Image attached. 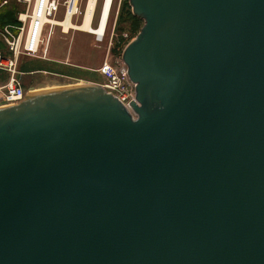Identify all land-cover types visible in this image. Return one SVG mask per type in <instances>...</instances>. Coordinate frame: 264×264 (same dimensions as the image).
<instances>
[{
	"label": "water",
	"instance_id": "1",
	"mask_svg": "<svg viewBox=\"0 0 264 264\" xmlns=\"http://www.w3.org/2000/svg\"><path fill=\"white\" fill-rule=\"evenodd\" d=\"M132 114L102 86L0 107V264H264V0H129Z\"/></svg>",
	"mask_w": 264,
	"mask_h": 264
},
{
	"label": "built area",
	"instance_id": "2",
	"mask_svg": "<svg viewBox=\"0 0 264 264\" xmlns=\"http://www.w3.org/2000/svg\"><path fill=\"white\" fill-rule=\"evenodd\" d=\"M17 1L27 5L25 19L21 20V15L18 16V21L24 25L8 27L0 32L8 48V55L5 56L0 52V72L8 74L7 83L0 87V97L4 104L2 107L17 104L23 99L24 89L17 78V59L19 56L41 57L39 52L42 45H44L43 54L45 53L55 27L48 21L55 19L59 6L64 7V18L69 14L72 19L73 15L77 14L76 0H66L61 4L59 0ZM47 25L49 28L44 39V29ZM120 57L111 61L106 56L99 69L106 79L102 87L132 114L129 104L135 102V88Z\"/></svg>",
	"mask_w": 264,
	"mask_h": 264
},
{
	"label": "rangeland",
	"instance_id": "3",
	"mask_svg": "<svg viewBox=\"0 0 264 264\" xmlns=\"http://www.w3.org/2000/svg\"><path fill=\"white\" fill-rule=\"evenodd\" d=\"M2 1H7L8 5L6 6V9H4V11H10V12H18L20 14H25L26 13V7L25 5H23L22 3L18 2L17 0H2ZM63 1L66 0H59V3L61 4ZM88 0H76V8H77V14L73 15L72 17V23L75 26L80 25L82 17H83V13H84V9L86 6ZM101 2L102 0H97L96 2V10L94 12V18H93V27H95L97 25L98 22V16H99V10H100V6H101ZM100 3V4H99ZM2 11V10H1ZM63 12H64V7L63 6H59L55 20L61 21L63 20ZM18 15L16 14V18H14L15 20L18 18ZM132 11L129 5V0H114L113 1V5H112V9H111V14H110V18H109V22L107 25V29H106V33L105 36L97 39L94 35H90L88 34L86 40L81 39V37L78 36V31L73 29H69L67 32H69V34L67 35H63L61 33L62 28L61 27H57L55 26L53 28V35H52V40L51 42L53 44H60L58 42V37H63V38H72V39H76V41H82L83 44L87 45V43H93V45H95L100 53H101V63L104 62V60L106 59V56H108V58L112 61L116 58H119L117 56H119V54H122L123 48L124 46H127L133 39H135L138 29H141L143 22H135L134 18L132 17ZM15 17V15H14ZM24 24L18 22L16 25H14V27H21ZM49 26L47 25L44 29V36L43 38H46L47 35V31H48ZM64 33V32H63ZM123 40L122 43L120 44V40ZM0 48L4 49L3 47V42L2 39H0ZM27 59L28 57L25 56H20L18 59ZM18 67V65H17ZM17 70V68H16ZM18 72V71H17ZM83 73V72H82ZM82 73H78L75 76L71 75L73 79H63V78H58V77H53V76H48V75H41V76H20L21 74L17 75V78L19 79L24 91L29 90L30 88H42L45 86H52V85H57V84H63V83H75L78 84L79 80L80 81H86L88 83H90V81H88V79H94L93 82H97L100 84H105V81H103V79L99 78V77H91L87 74H82ZM5 74H2V76H0V85L4 84L6 81H8V77L6 80ZM92 82V83H93ZM24 83V84H23ZM79 84H83V83H79ZM86 84V83H84ZM46 88H52V87H46ZM37 90V89H35Z\"/></svg>",
	"mask_w": 264,
	"mask_h": 264
},
{
	"label": "crops",
	"instance_id": "4",
	"mask_svg": "<svg viewBox=\"0 0 264 264\" xmlns=\"http://www.w3.org/2000/svg\"><path fill=\"white\" fill-rule=\"evenodd\" d=\"M3 2H5V4ZM7 5H8L7 1L0 0V14L6 12L4 11V9H6ZM25 7L27 9V5H25ZM16 14L18 15L17 11H15L13 14V17L15 15L14 18H16ZM19 15L21 14L19 13ZM63 18H64V12H63ZM16 21L19 22L18 18L16 19ZM8 27L13 28L14 25H2V26L0 25V32L2 33L3 30L6 28L8 29ZM61 33L63 35L69 34V32L67 34L63 33L62 30H61ZM52 35L50 39L48 40L46 51L44 54H43L44 45H42L40 52H39V55H41V57L25 56L28 58L27 59L23 58L19 60V62H18V59L20 56L18 57L17 59L18 75L21 74L20 76H23V77L48 75V76L71 80L73 79L71 75L75 76L76 74L78 73L80 74L83 72L82 74L85 73L91 77L92 76L99 77L103 79V81L106 82L105 77L99 72V69L103 63V62L101 63L102 61L101 53L99 49L95 45H93V43H87V45H85L82 43V41L81 42L76 41V39L58 37V42L60 44L55 45L51 42ZM78 36L84 40L88 39L87 33L79 32ZM0 39H2L3 47H4V49L0 48V52L6 56L8 55V48L4 42V39L1 37V35H0ZM2 74H5V76L8 77V74L0 72V76H2ZM7 77H6V80H7ZM93 80L94 79H88L90 83H92ZM78 82L88 83L86 81H80V80ZM6 83L7 81L4 84H1L0 87L4 86ZM93 84H97L100 86L104 85V84H100L97 82L95 83L93 82ZM70 85H76V84L75 83H63V84H57V85L45 86V87L57 88V87L70 86ZM45 87H42V89L30 88L29 90L50 89V88H45ZM2 105L4 104L0 97V107Z\"/></svg>",
	"mask_w": 264,
	"mask_h": 264
},
{
	"label": "bare ground",
	"instance_id": "5",
	"mask_svg": "<svg viewBox=\"0 0 264 264\" xmlns=\"http://www.w3.org/2000/svg\"><path fill=\"white\" fill-rule=\"evenodd\" d=\"M113 1L114 0H102L100 10H99L98 22L95 27H93V18H94V12L96 10L95 8L97 5L96 4L97 0L87 1L81 23L78 26L73 25L69 14H67L66 17L63 18V20L61 21L50 19L48 23L51 24L52 26L61 27L64 33H68L67 31L69 29H73L76 31L94 35L97 39H100L105 36L107 25H108L110 14H111ZM20 19L21 20L25 19V15L21 14Z\"/></svg>",
	"mask_w": 264,
	"mask_h": 264
},
{
	"label": "trees",
	"instance_id": "6",
	"mask_svg": "<svg viewBox=\"0 0 264 264\" xmlns=\"http://www.w3.org/2000/svg\"><path fill=\"white\" fill-rule=\"evenodd\" d=\"M13 14L14 12H10V11H6L2 14H0V25H16L18 22L14 19L13 17ZM132 16V15H131ZM134 18V21L135 22H140L141 20L138 19L137 17L135 16H132ZM122 39L120 40V44L122 43ZM121 55L119 54V56L117 57H120Z\"/></svg>",
	"mask_w": 264,
	"mask_h": 264
}]
</instances>
